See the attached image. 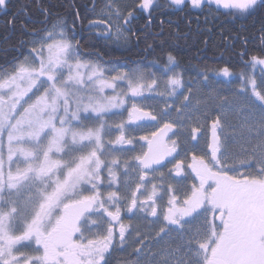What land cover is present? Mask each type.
<instances>
[{
	"label": "snow or ice",
	"instance_id": "6c2138e0",
	"mask_svg": "<svg viewBox=\"0 0 264 264\" xmlns=\"http://www.w3.org/2000/svg\"><path fill=\"white\" fill-rule=\"evenodd\" d=\"M204 3L205 0H190L192 8ZM215 3L232 10L233 16H253L257 12L264 15V0ZM11 5L12 0H0V8L10 11ZM181 5L185 0H170L168 6ZM154 6L159 7L155 0H140L141 9ZM31 10L42 17L45 27L30 28L21 21V35L26 32L32 37L18 41L30 46L28 55L15 60L10 70L0 71V264H113V253L129 247L131 252L119 264H264V77L259 83L254 75L242 80L238 94L243 100L220 97L221 115L212 123L213 138L208 145L211 153L207 157L193 155L188 165L199 183H193L182 200L174 192L170 196L163 215L165 223L153 238L163 241L158 249L154 250L153 241L139 231L132 247L127 244L131 226L121 219L122 198L117 191L106 196L101 192V174L107 170L108 187L117 182L114 167L120 161L108 159L111 146L133 143L125 136L127 123L145 117L157 120V116L133 103L128 120L113 125L106 117L109 113L120 115L113 109L124 108L125 99L119 94L97 98L90 93L96 86L101 93L105 88L115 91L117 81L126 80L132 95L139 96L144 88L151 91L158 86V79L149 81L143 72L136 71L106 78L104 68L80 59L79 41L74 43L68 38L63 18L57 14L51 27L47 26L54 13L45 0H24L0 26L5 30L2 40L9 47L15 48L10 44L8 30L16 28L17 14L27 16ZM91 11L96 13L95 4ZM101 12L109 19L122 18L124 24L134 17L133 11L125 15L112 0H107ZM79 18L77 10L73 27ZM151 21L149 11L147 23ZM206 23H210L207 17ZM187 24L191 26V19ZM89 25L90 29L99 27L95 21H89ZM260 31L264 40V23ZM97 35L110 42L127 40L120 24ZM182 35L186 38L188 33ZM202 43L206 45L208 38ZM250 63L253 67L264 65V58L254 55ZM178 67L179 61L168 52L163 71L173 74L163 83L170 96L185 86L183 74L176 71ZM221 72L224 76L231 74L227 67ZM187 91L181 106L175 108L174 122L164 123L151 139L141 137L148 142V151L134 157L140 173L137 191L155 179L149 173H155L157 166L163 167L165 157L176 152V141L169 147L163 137L190 118L192 110H199L201 101L193 105L192 89ZM171 110L166 105L160 117L168 116ZM230 113L238 117L237 123L229 120ZM113 127L120 134L115 140H106ZM198 131L192 129L193 139ZM182 165L183 161H177V173L182 171ZM124 167L128 169V161ZM160 175L162 179L164 174ZM156 188L153 184L152 194L139 202L133 192L127 212L136 208L147 212L145 204L150 201V215L156 217ZM201 215L199 227H186ZM113 223L119 225L118 232ZM173 225L175 229L170 227ZM169 232L175 235L165 240Z\"/></svg>",
	"mask_w": 264,
	"mask_h": 264
},
{
	"label": "trees",
	"instance_id": "16d2710c",
	"mask_svg": "<svg viewBox=\"0 0 264 264\" xmlns=\"http://www.w3.org/2000/svg\"><path fill=\"white\" fill-rule=\"evenodd\" d=\"M23 2L12 0L10 11L0 8V26L17 12L19 4ZM45 3L51 6L54 13L47 26L51 27L58 14L65 20L68 37L74 43L79 41V57L112 70H141L156 79L170 76L173 73L165 74L163 65L167 62V53L171 52L179 61L176 71L183 74L185 81L225 67L234 75L246 76L252 70L251 57L264 55V40L260 31L264 15L260 12L241 17L231 15L230 9L213 5L206 4L196 9L186 4L177 8L161 1L159 7L151 11L150 24L147 23L149 13L137 10L138 13L126 24L129 42L119 44L97 35L108 30V26L96 18L97 11L105 6L107 0H45ZM93 4L96 13L91 11ZM77 10L80 18L75 19L73 27ZM206 17L210 23H206ZM188 19H191L190 27ZM41 20L42 17L35 10H31L27 16L23 12L17 14L16 28L8 30L10 44L15 48L3 42L5 30L0 27V71L10 70L15 60L28 55L30 46H22L18 41L32 37L26 32L21 35L20 22L24 21L30 28L43 29L45 24ZM89 21H95L99 27L90 29ZM177 30L180 34H177ZM183 33H188L186 38ZM205 37L208 38L206 45L202 43ZM149 44L151 48L147 47Z\"/></svg>",
	"mask_w": 264,
	"mask_h": 264
},
{
	"label": "rangeland",
	"instance_id": "374dc122",
	"mask_svg": "<svg viewBox=\"0 0 264 264\" xmlns=\"http://www.w3.org/2000/svg\"><path fill=\"white\" fill-rule=\"evenodd\" d=\"M167 2L170 4V0H155V4H158L161 2ZM112 3L114 5L119 6L121 12H123L125 15L128 11H133L134 14L138 11H142L145 13H149V11L154 10L156 7L154 6L150 10L141 9L139 7L140 0H112ZM190 5V0H185V5ZM213 5L221 9H225L222 5H217L215 3V0L211 4L208 3V0H205L204 5ZM203 5V6H204ZM181 6H174L177 8L183 7ZM191 6V5H190ZM104 6L99 8L96 14L97 21L105 23L108 28L111 26L113 29H115L117 24H120L122 26V30L124 31L125 35L127 36V40L121 39V44H127L129 42V36L126 31V24H124L123 19L121 18L119 21L116 20V18L113 16L111 19L107 15L101 12V9H103ZM136 8V9H135ZM201 8V7H200ZM198 9V8H196ZM138 10V11H137ZM227 10V9H226ZM66 31V28H65ZM67 33V31H66ZM69 38V37H68ZM70 39V38H69ZM260 58H264L263 56H258ZM81 59V58H80ZM82 60V59H81ZM85 61V60H83ZM88 62V61H85ZM106 70L105 77L110 78L111 76L117 75V74H123V73H132L134 71L136 72H143L141 70H131V71H124L121 72L119 70H112L110 68L102 67ZM84 71V70H82ZM144 73V72H143ZM229 76H224L221 72V70H218L216 72H210L207 73V80H204V78L197 80L196 82H189V80H184V87L179 89L178 92L175 95H168L164 88V80L166 77H160L158 78V86L154 87L151 91L147 88H144L143 94L139 96H133L132 93L128 90L127 81H117V87L115 91H113L110 88H105L104 91L101 93L99 92L98 86L91 91V95L99 97L104 96H116L121 95L123 99H125V108L116 112L119 109H113V112L120 113V115H112L111 113L108 114L106 119H108L109 123L115 125L119 123L121 120L127 121L128 120V109L132 107V104L135 103L138 106L144 107L152 112L153 115L157 116L159 121L163 120H169L171 122H174L177 113L175 111V108H178L181 106V101L183 100L184 95H188V89H192L193 96H192V104L195 105L197 100L201 101V104L199 106V110H192L190 118H186L183 120L182 125H179L178 128L180 129L178 134V143L182 149H184V144H182V135L184 130L187 129V126L192 123L202 124L204 125L205 122V116L207 113L212 112H219V115H221V111L218 108V105L220 103V97L227 96L229 100L232 101H240L243 100L244 97L239 95V91L242 88V80L249 76H255L257 82L259 83L261 78L264 77V65H255V67L252 66V70H250V73L246 76H238L234 75L232 72ZM145 74V73H144ZM65 75H67V70H65ZM147 80H151V76H148V74H145ZM171 76V75H170ZM250 89V86H249ZM170 91V89H169ZM161 92H164V95H160ZM124 93H127V95H124ZM89 93H85L87 95ZM258 103V102H257ZM168 105L172 110L169 112L168 116L161 118L160 113L161 110L165 109V106ZM131 109V108H130ZM187 111V110H186ZM213 112V113H214ZM208 116V115H207ZM229 120L235 124L238 121V117L234 113L229 114ZM147 122L146 124H142V126H149L152 129H154L155 125L153 126L152 122L149 120H139L136 122H132L129 124L138 125L140 123ZM155 122V120L153 121ZM152 124V125H151ZM141 126V127H142ZM134 127V126H133ZM140 128H128L126 127L125 132L126 136L128 138H132L134 140L135 148L132 150H115L114 147H112V155L108 157L109 160L111 159H118L120 161L119 166L114 167V171L116 172L117 178L122 176L120 178V182L118 184V191L121 194V197L123 200L129 199L130 193L132 192L135 183L137 182V177L139 176V169L137 167V162L135 161L134 157L140 155L142 149L140 147V143L138 142V133H142L140 136H143L147 131V128H143L142 131H138ZM138 132V133H136ZM119 130H115V127H113V131L111 134L107 137H105L106 140H115L116 137L119 135ZM141 149V150H140ZM128 161L129 167L126 170L124 167V162ZM102 178H103V184L101 185V192L107 195L108 192L113 191V186L108 187V176L107 170L105 169L102 172ZM88 194L87 192L85 193ZM201 219L203 222V215H201ZM202 224V223H201ZM193 227V226H190ZM199 227V226H196ZM194 228V227H193ZM159 227L152 228L149 226V229L147 230L146 226H138L137 231H148L149 234V240H153L155 233L158 231ZM152 231V232H151ZM144 233V234H145ZM175 234L170 233L168 236H165L164 239L167 240L170 236H174ZM163 243V241H156L152 242V248L158 249L160 245Z\"/></svg>",
	"mask_w": 264,
	"mask_h": 264
},
{
	"label": "flooded vegetation",
	"instance_id": "af4514ba",
	"mask_svg": "<svg viewBox=\"0 0 264 264\" xmlns=\"http://www.w3.org/2000/svg\"><path fill=\"white\" fill-rule=\"evenodd\" d=\"M204 78V77H202ZM190 81V80H189ZM191 81H196V79L191 80ZM140 108H143L144 111L146 112H151L150 110L138 106ZM125 108V106H124ZM122 108V109H124ZM131 108V107H130ZM130 108L128 110H130ZM119 109L116 112L122 110ZM165 110V109H164ZM115 112V113H116ZM210 112L206 114L205 116V122L204 125L202 124H197V123H192L187 126V129L184 130L183 135H182V144H184V149L180 147V143L178 142V134L180 129L174 128L172 131L168 132L167 135L163 137V142L166 143L169 147L172 146V141H176L177 148L176 152L172 153L171 156L165 157L164 161H162V164L164 165L163 167L157 166V170L155 173H149L150 176H154L155 179H150L148 180L141 188L139 191H137V184L140 183L139 181V176L137 177V182L135 183V186L130 193L128 201L121 199L120 201V207H121V219L122 222L126 225L131 226V235L128 237L127 244L131 245L132 247H135L133 244V240L135 239V233L137 232L138 226H146L147 230L149 229V226L152 228H157L161 227L164 225V220H163V215L167 211L168 208V200L170 196L175 193V195L179 199H184L186 193H190L191 190V185L193 183L198 184L199 181L197 178H195V173L191 171V169L188 167L189 164L192 163V156H206L210 155L211 149L208 147L209 144L212 143V138H213V129H212V123L213 121L217 118L219 115V112ZM152 113V112H151ZM208 115V116H207ZM142 120H149L152 122L153 126L155 125L154 129H152L149 126H142V124H146L147 122L140 123L138 125H133L127 123L125 126L128 128H140L138 131H142L143 128H147L146 130L147 133H145L143 136H140L142 133H138V142L140 143V147L142 149L140 155H142L144 152L148 151V142L146 140H142L141 137L147 136L149 139L152 138V133L153 132H158L159 129H161L164 125V123L171 122L169 120H161L159 121L158 118L153 122L154 120H151L147 117L143 118ZM151 124V125H152ZM134 126V127H133ZM142 126V127H141ZM193 128H198L199 131L195 134L196 138L193 139V134H192V129ZM116 130V129H115ZM120 134V133H119ZM126 134V132H125ZM126 136V135H125ZM127 137V136H126ZM133 140V139H132ZM179 143V144H178ZM112 147L115 148V150H132L135 148L134 140L132 144H122V145H113ZM140 149V150H141ZM177 161H183L182 165V171L177 173L175 169V165ZM137 162V161H136ZM138 165V162H137ZM238 171H242V169H238ZM161 173H163V178L161 179ZM234 174V173H230ZM140 175V173H139ZM108 177V176H106ZM120 176L117 178V182L114 183L113 186V191H118V184L120 182ZM109 179V178H108ZM104 181V180H103ZM156 184V196L154 197L155 199V207L157 208V216L153 217L150 215L151 208L149 205L151 202L149 201L148 203L145 204V207L148 208V211L145 212L141 210L140 208L133 209L131 213L127 212V207L131 202L132 199V193L135 192L136 197L139 201H144L146 198L152 194V185ZM169 186H171L172 191H169ZM120 194V192H119ZM121 196V194H120ZM122 198V197H121ZM114 210V208H113ZM218 217V213H217ZM97 217L93 216L92 219H96ZM208 218L209 220L212 219V214L209 212L208 213ZM188 219V218H186ZM202 223L201 216L197 217L196 220L192 222L190 225H186V227L193 226L194 228L196 226H199ZM216 223L219 224V220H216ZM107 227V219L105 220V228ZM114 230L118 232L119 225L113 223ZM172 229H175L176 226H170ZM159 230V229H158ZM93 231H96V229H93ZM140 233L144 234L145 231H140ZM152 232V231H151ZM175 234V232H169ZM149 232L146 231L144 235H146L148 238ZM153 242H156L154 239L150 240ZM129 252H131V247L125 249L124 251L120 252H114V261L113 264H119L120 261L125 259Z\"/></svg>",
	"mask_w": 264,
	"mask_h": 264
},
{
	"label": "bare ground",
	"instance_id": "6f19581e",
	"mask_svg": "<svg viewBox=\"0 0 264 264\" xmlns=\"http://www.w3.org/2000/svg\"><path fill=\"white\" fill-rule=\"evenodd\" d=\"M126 31H127V30H126ZM127 34H128V36L130 37V35H129L128 31H127ZM119 44H121V43H119Z\"/></svg>",
	"mask_w": 264,
	"mask_h": 264
}]
</instances>
